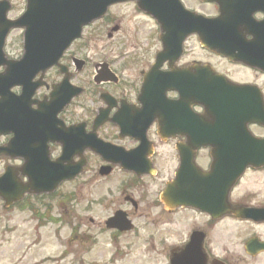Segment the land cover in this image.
<instances>
[{
	"label": "flooded vegetation",
	"instance_id": "af4514ba",
	"mask_svg": "<svg viewBox=\"0 0 264 264\" xmlns=\"http://www.w3.org/2000/svg\"><path fill=\"white\" fill-rule=\"evenodd\" d=\"M21 1L25 7L26 0ZM222 1L223 4L203 0L144 3L128 0L109 6L102 18L86 25L81 38L73 41L60 59L67 72L55 67L34 77L33 82L42 78V84L31 100L23 102L27 108L24 116L29 114L35 122L29 124L33 129L28 130L23 149L17 130L0 131V178L9 171L10 180L3 188L12 192L8 204L0 197V215L2 212L28 213L41 220L48 205L51 206L45 201L52 200L66 184L71 186L73 213L81 201H86L85 208L90 211L94 205L109 199L107 194L96 191V188H105L108 194L114 193L115 188L114 197L108 201L113 207L112 214L122 210L134 225L137 219H142L148 225L178 226L182 222L188 224L193 216L194 222L180 240L174 242L172 238H159V243L165 246L157 256L165 254L166 264H172V261L175 264H248V259L252 264H264V164H250L239 175L233 171V163L225 161L219 165L221 170L216 178L204 177L198 182L195 179L190 181L188 177L185 190L199 192L196 196L188 195L200 200L195 206L176 205L170 198L167 207L161 198L167 185L175 181L183 161L187 171L194 168L206 175L212 171L216 159L213 152L221 160H236L234 151L248 148H240L238 139L225 137L233 131L232 125L244 123L248 118L264 119V71L242 62L238 53L247 51L243 56L251 63H264V0H248L247 24L245 28L239 27L244 39L234 31L232 22L243 21L248 13L246 1ZM222 8L233 15L226 31L231 34L230 41L216 30V34L208 38L210 49L203 44L199 34L184 35L185 30L191 29L184 9L205 17H217L222 14ZM19 10L15 0H0V45L6 60L15 57L8 48L13 45L15 33L11 22L24 11ZM159 16L163 19L160 20ZM165 24L170 37L169 56L158 67L157 74L166 73L169 81L166 84L156 79L158 75L153 76L156 81L146 89L150 96L146 101L151 102L153 111L146 113L142 111V92L150 81L146 75L163 49ZM176 36L181 38L178 46ZM221 40L222 44L218 43ZM77 58L84 60L82 70H77ZM207 66L229 82L252 86L253 94L263 104L250 106L251 112L257 111L260 115L224 116L221 124L231 128L221 131V138H207L208 126L214 127L217 120L208 112L206 104L181 99V90L173 89L175 83L182 80H187L189 85L195 84L190 82L191 79H205L206 73L203 75L201 72L203 68L205 72ZM65 80L66 90L72 93L75 88L82 87L83 91L79 96L71 97L58 113V121H47L46 116L51 113L46 111L44 115L38 104L50 102L54 87ZM167 86L170 88L165 89ZM12 92L19 94L21 88L16 86ZM222 101L231 102L232 110L243 109L240 103L254 102L250 98ZM39 114L46 121L43 122ZM99 114L106 121L95 126ZM246 127L259 138L256 141L264 142L263 126L247 123ZM69 137L72 140L69 159L74 167L83 161L82 170L52 194L38 193L45 186L40 180L43 160L57 161L62 156L63 143ZM80 140L86 145L96 140L107 144L109 149L103 153L90 146L80 150ZM208 140L231 145L214 149L206 146ZM253 148L262 150L263 154H252L251 158L264 159V143ZM104 155H121L124 165H113L105 160ZM104 166L111 168L107 175L101 174ZM238 166L236 164V168ZM23 189L22 198L15 199ZM154 210L158 211L155 213ZM168 217L171 223L163 220ZM88 220L102 228L101 220L95 222L92 216ZM224 221L243 228V231L233 240L226 238L227 242L219 251L215 246L216 234L213 233L216 226ZM78 224L77 221L73 236L76 241ZM111 231L114 237L125 233Z\"/></svg>",
	"mask_w": 264,
	"mask_h": 264
},
{
	"label": "rangeland",
	"instance_id": "374dc122",
	"mask_svg": "<svg viewBox=\"0 0 264 264\" xmlns=\"http://www.w3.org/2000/svg\"><path fill=\"white\" fill-rule=\"evenodd\" d=\"M15 1L21 9V0ZM18 40L16 33L13 37V52L19 51ZM70 190L71 186L65 185L52 200L45 201L52 206L50 215L59 220L46 218L43 224H38V219L28 213H1L0 264H166L165 254L157 256L158 251L165 246L159 243V238H172L176 242L187 234L190 224L194 222L192 215L188 224L182 222L178 226L148 225L142 219H137V231L113 237L109 231L102 232L98 225L90 223L88 217L92 216L95 222L101 220L103 224L112 214L113 207L108 201L114 197L115 188L112 194H108L105 188H96V191L107 194L109 199L94 205L90 211L85 208L86 201H81L74 213L71 196L68 195ZM151 195L154 196V190ZM157 211L154 210L155 213ZM169 219L163 220L171 223ZM77 221L78 241L73 237ZM222 223L216 226L213 233L217 235L215 246L219 251L227 242L226 238L233 240L243 231V228H237L230 222ZM248 261V264L253 263Z\"/></svg>",
	"mask_w": 264,
	"mask_h": 264
},
{
	"label": "water",
	"instance_id": "95a60500",
	"mask_svg": "<svg viewBox=\"0 0 264 264\" xmlns=\"http://www.w3.org/2000/svg\"><path fill=\"white\" fill-rule=\"evenodd\" d=\"M114 0H30V8L27 10L25 15L23 17L15 22L16 26H23V25H28L31 23L39 24L41 25L42 33L46 34L47 40H46V56L49 57L46 64L42 68H46L50 66L61 54L63 49L65 48L66 45H59V42L56 37L59 39L68 37L70 34L68 33L67 30L59 26L58 22H61V20H64L66 18H69L72 22H75L77 19L79 23V26H81L82 23L88 22L90 19L97 18L101 16L105 12L106 5ZM39 2V3H51L52 6L50 7H42L43 11L42 13H37L33 9V6H31L33 3ZM89 6L87 7V5ZM65 10V12H69L68 16H63L62 11ZM77 12V16H73V13ZM59 13V14H58ZM217 20V19H216ZM216 20H207V25L208 28L202 27L199 28V30L202 32L204 29L209 30L210 25H214ZM58 21V22H57ZM80 29V27H79ZM79 33V31H78ZM77 32L74 33V36L78 35ZM68 39V38H66ZM64 39L63 41H65ZM23 60L20 63H15L14 66V73H23L24 69L26 68V64ZM12 65V64H11ZM10 65V66H11ZM37 72V70L34 71V73ZM208 76L206 81H202L201 85L203 86V90H205L206 94L203 95V98H206L207 100L209 98L211 99H221L222 95L218 93L220 86H218L219 79L217 76L213 75V73L208 71ZM16 83H23L24 81L22 79H16ZM234 91L238 92L239 95L241 96H246L247 92L249 91V88L247 87H236L232 86ZM181 91H184L183 89ZM250 98V97H248ZM251 99V98H250ZM202 101V100H201ZM253 104V103H251ZM207 106L212 112V109L207 103ZM218 114L220 112L218 111ZM217 133H214L213 136L216 138H220L221 134L218 133V130H214ZM238 138L239 139H249L252 138L251 135L245 130V128L240 127L239 132H238ZM216 148L220 146V144H214ZM240 146L243 144H239ZM249 146H254L256 145L253 142L248 143ZM236 154V152H234ZM253 153L252 150L248 151H239V157H238V163L240 165L239 168V173L243 170L244 166L249 163H255L256 161L251 158H247L244 155L245 154H251ZM117 160V159H115ZM62 162V161H61ZM76 173V171H75ZM73 171H71L70 167L63 165L62 163H56L52 164L51 167H46L42 171V178L46 179L47 181L51 179H56V181L60 182L61 180L65 179H70L74 176ZM56 186V185H55ZM54 186V187H55ZM171 191L173 192V188L171 186ZM168 194V192H167ZM181 202L180 199L178 200V203ZM109 224H112L111 221Z\"/></svg>",
	"mask_w": 264,
	"mask_h": 264
},
{
	"label": "bare ground",
	"instance_id": "6f19581e",
	"mask_svg": "<svg viewBox=\"0 0 264 264\" xmlns=\"http://www.w3.org/2000/svg\"><path fill=\"white\" fill-rule=\"evenodd\" d=\"M176 4V3H175ZM68 14H70L69 12H65V10L62 11V15L65 17V16H68ZM77 12L73 13V16H77ZM247 17L245 16L243 18V21H246ZM203 86L200 84V87H197L196 84H189V85H184L182 87H180V89L184 90L182 91L185 95V99L187 100H202L204 101L205 103H209L211 109H212V112L213 114L215 115L216 117V126L215 127H210L209 130H218V131H221L222 128H223V125L221 124L224 116H236V115H239V116H244V115H247V114H250L251 113V108L249 105H245L244 108H237L235 110H232L231 112L227 113V110L229 108V106L226 104V102L222 101V99H211L209 98L208 100L206 98H203V95L206 94L205 90L202 89ZM221 89V88H219ZM218 111L220 112V114H218ZM20 112L22 113V111L20 110H17L15 113H19ZM10 116H14L11 112L9 113ZM39 117H41L42 121H46V118L39 114ZM34 120L31 118V116L29 114L23 116L21 119H20V122L18 123V127H17V133L18 136H19V141H20V146L21 148L23 149L24 145V141L27 140V135H28V130H31L32 131V127L29 128V124H34ZM43 166L46 168L48 166H50V163L47 162V161H44L43 160ZM167 191H171V187L167 186L165 188Z\"/></svg>",
	"mask_w": 264,
	"mask_h": 264
}]
</instances>
